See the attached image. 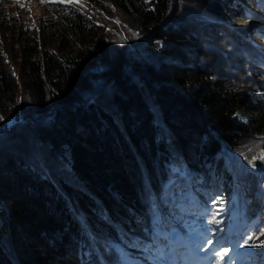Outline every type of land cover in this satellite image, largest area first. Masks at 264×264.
I'll return each instance as SVG.
<instances>
[{"label":"trees","instance_id":"16d2710c","mask_svg":"<svg viewBox=\"0 0 264 264\" xmlns=\"http://www.w3.org/2000/svg\"><path fill=\"white\" fill-rule=\"evenodd\" d=\"M8 1L0 264H264V0Z\"/></svg>","mask_w":264,"mask_h":264},{"label":"rangeland","instance_id":"374dc122","mask_svg":"<svg viewBox=\"0 0 264 264\" xmlns=\"http://www.w3.org/2000/svg\"><path fill=\"white\" fill-rule=\"evenodd\" d=\"M52 2L55 1H63V2H68V0H49ZM9 3H14L13 8L17 9L18 11L21 12V17L24 22V25L28 27L31 33L39 34L42 31V21H41V16H42V7L39 4L40 0H9ZM8 4V3H6ZM84 13L91 18L95 23H100L103 21L102 19V11L100 7L96 5L92 6H87L84 9ZM254 12H252L253 14ZM255 15V14H253ZM256 17V16H255ZM249 25H254L257 26L261 31H264L263 23L260 20L259 17L257 18H252L248 22H246ZM12 65V62H10ZM222 209V208H220ZM179 236L180 234L177 231H173L171 234V239L175 242L179 243ZM118 246V245H117ZM190 246L192 248V252L199 256L201 259H208L207 262L204 263V261L197 262L195 264H227V258L232 256V251L228 250V253L226 255V258H221L218 256L213 255V257H210L212 255L211 253L213 252L211 247H208L207 250H202L201 247H199V244L196 242L194 238L191 239L190 241ZM157 254L160 255L167 264H175L174 263V254L173 253H168L164 254L160 249H158ZM206 257V258H205ZM236 258V257H235ZM243 264H248L246 262H243Z\"/></svg>","mask_w":264,"mask_h":264},{"label":"snow or ice","instance_id":"6c2138e0","mask_svg":"<svg viewBox=\"0 0 264 264\" xmlns=\"http://www.w3.org/2000/svg\"><path fill=\"white\" fill-rule=\"evenodd\" d=\"M40 2H41V3H45L46 0H40ZM68 2H75V3H78L79 0H68ZM237 115H238V113H237ZM260 158H261V159H264V155H262ZM212 222L215 223L216 221H212ZM227 253H228V249L225 248V249L222 250V252H214V255H215V256H220L221 258H223V256H226V255H227Z\"/></svg>","mask_w":264,"mask_h":264}]
</instances>
